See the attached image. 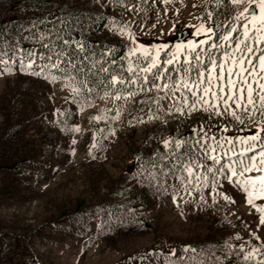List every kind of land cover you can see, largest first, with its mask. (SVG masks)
<instances>
[{"label":"rangeland","instance_id":"rangeland-1","mask_svg":"<svg viewBox=\"0 0 264 264\" xmlns=\"http://www.w3.org/2000/svg\"><path fill=\"white\" fill-rule=\"evenodd\" d=\"M50 1L101 14L106 21L103 35L124 48L123 73L138 87L119 95L120 99L97 96L82 107L84 102L75 97L77 81L46 69L41 72L45 55L30 48L27 8L34 0H0V53H4L0 56V264H166L165 257H185L186 264H191L189 257L203 264L264 261L261 214L247 204V194L235 183L217 173L213 190L208 173V186H204L196 179L207 174L204 167L192 176L171 169L163 173V169L144 182L129 173L138 154L162 146L169 128L185 131L194 128L197 119L218 120L235 134L234 139L256 133L257 125L264 127L259 113L253 122L238 110L245 120L239 124L231 116H217L203 107L190 111L194 97L183 86L185 69H189V83L199 71L207 74L212 67L208 53L217 64L232 53L244 39L243 26L251 28L252 15L235 17L251 5L259 15V0L239 4L232 0ZM201 23L214 30L203 45L200 41L207 35H196ZM233 26L236 31L229 41L223 40ZM181 30L188 32L189 39L166 42ZM189 41L203 53L199 64L190 56L185 63L186 53H180L174 61H182L175 81L165 75L150 84L147 76L149 84L139 85L147 75L139 71L148 63L143 49L160 48L166 64L176 45ZM248 43L264 48V43ZM132 49L138 51L130 54ZM30 60L32 68L22 69L21 61ZM200 162L212 166L211 161ZM221 163L226 164L227 157ZM140 191L142 200L135 197ZM256 203L264 205V199ZM185 247L196 251L185 254ZM253 248L260 251L244 260Z\"/></svg>","mask_w":264,"mask_h":264},{"label":"snow or ice","instance_id":"snow-or-ice-1","mask_svg":"<svg viewBox=\"0 0 264 264\" xmlns=\"http://www.w3.org/2000/svg\"><path fill=\"white\" fill-rule=\"evenodd\" d=\"M241 2L242 0H232L233 4H239ZM259 8V15L253 13L251 16V28H249L248 24L243 26L242 36L244 39L236 43L232 53L226 54L224 62L217 64L216 60L211 59V53H208L210 58L209 63L212 67L208 69L207 74L204 71H199L197 79L191 83L186 79L189 69H185L183 86L194 97L190 105V111L197 110L198 107H203L204 111L217 116H231L239 124H244L245 120L238 113V110L239 112L248 114V119L253 122H255L257 113H259L261 119L264 120V83H261V81H264V48H257L248 43L249 40L254 41L255 45L264 43V0H259ZM247 12H249V8H245L244 12L239 13L235 19H244L245 13ZM209 16H211V14H209ZM235 31L236 28L233 26L227 35L222 36V39L229 41L232 32ZM250 32L253 34L250 35ZM202 33L206 35L214 34V30L212 27L205 28V25L201 23L197 28L196 35L200 36ZM211 38V35H207V39L201 40L200 45L207 43ZM63 43L68 45L69 41L64 40ZM76 47L81 51L83 50V45L80 43H77ZM211 47L214 48L216 45L213 44ZM137 51V49H132L130 50V54H134ZM160 51V48H153L151 51L143 49V59L148 63L147 67L141 68L139 71L147 74L154 68H157ZM257 51L260 53L259 56H256ZM180 53H186L185 63H188V57L190 56L199 64L201 62V56L203 55L202 52L197 51V45L189 41L187 44L181 43L176 45V50L171 53V58L168 59L166 63L169 65L173 64L174 61L178 60V54ZM2 55H4V53H0V56ZM33 55L35 54L29 53V56ZM53 55L56 57L55 62L41 66V72L44 68L51 69L60 67L61 57H63L64 53L62 51L56 52L53 50ZM253 57H255L257 63H254ZM52 58L53 56L47 57L50 61ZM32 64L33 61L31 60L27 64L21 61L22 69L25 70L31 69ZM72 68L75 69L76 65L73 64ZM217 69H219L218 74H216ZM8 70H11L10 67ZM101 71L108 70L101 69ZM129 71L133 72V69L129 68ZM41 72H33L32 74L41 75ZM46 78L54 81L57 77L48 76ZM142 78L147 80L148 77L144 75ZM116 82L117 77L113 76L110 84L114 85ZM135 82L136 81H132V83ZM119 83L122 84L124 81L121 79ZM254 84L255 87H253ZM154 86L159 87V85ZM164 87L168 88L170 86L166 84ZM197 91L202 92V95L197 96ZM115 98L120 99L121 96L117 95ZM221 104L223 105V111L220 110ZM233 105H235L234 108ZM177 110L183 113L182 108ZM96 119H99V117H96ZM257 127L259 130L251 136L236 137L234 139L222 137L220 140H216L214 136L209 137V139L213 141V144H201V147L203 148L204 159L211 160L212 167H208L207 164H195L188 166L186 170L189 176H192L193 167H204L207 173H210L213 177V190H215V177L217 173L222 175L224 179L229 182L235 183L236 187L247 194V204L261 214L260 224L264 225V205H258L256 203V200L264 199V137L261 136V132H264V127L259 125H257ZM226 130L227 129H225V131ZM76 131H79V129L77 128ZM73 143H75V141H73ZM167 143L168 141H165V144ZM181 143L183 142L176 141V147H180ZM196 143L200 144L201 142L198 140ZM237 144L239 145V150H237ZM226 146H228L227 149ZM93 147H95V145H93ZM258 147L260 148L259 151H257ZM219 152H223V156L219 155ZM224 157H227L226 164L221 163ZM233 157H236V159H233ZM217 165H219V167H216ZM213 168H215V171H213ZM228 173H230V175ZM252 173H255V175H252ZM196 179L198 181L202 180L204 186H208L207 175L203 177L197 175ZM217 195L222 196L224 200L230 203H234L232 198L224 193H217ZM201 199L203 200V197H201ZM237 239H239V237H237ZM182 251L186 254L189 251L195 252L196 250L185 247ZM259 251V249L253 248L252 252L244 256V260L247 261L252 259L254 254ZM172 256H175V251L172 252ZM142 259H147V256L142 257ZM187 259L191 261V264H203L201 261H196L195 257H189ZM165 261L166 264H186L185 257H178L176 260L165 257ZM216 264H219V260L216 261ZM260 264H264V261H260Z\"/></svg>","mask_w":264,"mask_h":264},{"label":"trees","instance_id":"trees-1","mask_svg":"<svg viewBox=\"0 0 264 264\" xmlns=\"http://www.w3.org/2000/svg\"><path fill=\"white\" fill-rule=\"evenodd\" d=\"M27 16L32 36L30 48L45 55L43 56L45 65L55 62L53 50L64 53L59 68L44 69L49 73L67 75L76 80L75 97L84 102L82 107L97 96L123 95L133 92L138 87L136 82L132 83V80L123 73L124 48L118 46L117 41H109L103 35L106 21L101 14L74 6L55 4L50 0H34L27 8ZM3 24L7 25L9 22L5 21ZM64 40L69 41V44L65 45ZM77 43L83 45L82 51L76 47ZM17 45H22L19 39ZM48 56H53L51 61L47 59ZM162 57L160 54L158 67L154 68L152 73H147V76H151L150 84L152 80L161 81L165 75H169L171 80L176 79L182 61L173 62L171 65L163 64ZM73 64L76 65L75 69L72 68ZM113 76L117 77L114 85L110 84ZM121 79L124 81L122 84L119 83ZM142 83L149 84V81L141 80L139 85ZM226 127L228 128L222 121L197 119L194 128L189 130L178 131V128H169L162 146L156 144V150L138 154L130 165L129 173L140 182L146 181L149 176L163 169H165L163 173L171 169L174 173L186 176L188 166L202 163L200 160L204 159V155L201 144H213L209 137L214 136L216 140H220L222 137L235 136L230 130L225 131ZM198 140L200 144L196 143ZM165 141L168 143L165 144ZM176 141L183 143L176 147ZM219 155L223 156L221 152ZM196 170L197 168L193 167V174ZM205 175L209 177L208 173ZM140 193L141 191L135 197L142 200Z\"/></svg>","mask_w":264,"mask_h":264},{"label":"water","instance_id":"water-1","mask_svg":"<svg viewBox=\"0 0 264 264\" xmlns=\"http://www.w3.org/2000/svg\"><path fill=\"white\" fill-rule=\"evenodd\" d=\"M248 8H249V12H247L246 15H252L253 13L256 14V8L254 5H251ZM187 39H189L188 32L186 30H181L177 32L173 37L169 38L166 42L167 43L183 42Z\"/></svg>","mask_w":264,"mask_h":264}]
</instances>
